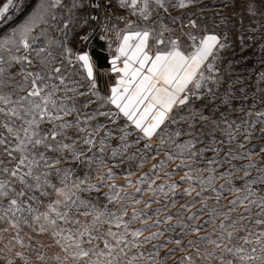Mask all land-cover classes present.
I'll return each mask as SVG.
<instances>
[{"label": "snow or ice", "instance_id": "6c2138e0", "mask_svg": "<svg viewBox=\"0 0 264 264\" xmlns=\"http://www.w3.org/2000/svg\"><path fill=\"white\" fill-rule=\"evenodd\" d=\"M207 10L0 0V264H264V0Z\"/></svg>", "mask_w": 264, "mask_h": 264}, {"label": "rangeland", "instance_id": "374dc122", "mask_svg": "<svg viewBox=\"0 0 264 264\" xmlns=\"http://www.w3.org/2000/svg\"><path fill=\"white\" fill-rule=\"evenodd\" d=\"M202 2L208 5V10H207V12L205 13L206 15L211 16V14H212L213 12L218 11V10L220 9L221 0H202ZM24 3H25V1L23 2V4H24ZM17 9H18V8H17ZM17 9H15V10L13 11V18H15V17H17V16L20 15V10H18L17 12H15ZM217 21H219V17H217ZM247 23H248V21H247V19H246V20H245V24L247 25ZM0 27H3V25H0ZM237 39H238V37H237ZM256 39H257V44H256L255 49H254V50H253V49H248L249 52H253V51H254L255 54L252 56L251 59H249V60L247 61V64L250 65V66L254 65L255 68H256V70L258 71V70H259V67H260V65H259V60L256 58V57L259 56V40H260V37H259L258 34H257V36H256ZM97 43H99V42L94 41V42L92 43V45H91L92 50L96 49V44H97ZM252 43H253L252 40H248V44H249V45H251ZM237 51L239 52L238 49H237ZM107 56H108V54H107ZM243 67H244V64L242 63V64L240 65V68L243 69ZM97 71H98L99 73H103V72L105 71V69H98V68H97ZM254 143H255V142H254ZM161 155H162V154H161ZM160 158H161V156H158V157H157V160H159ZM151 163H152V161H149V163L145 165L143 171H147V170L151 167ZM179 163H180V160H179V159L174 160V161L168 166V170L171 171V169L174 168V167H175L177 164H179ZM126 169H127V165H119V166L115 169L116 172L118 173V175L121 177V179L123 178V175L125 174ZM183 174H184L183 171H179V172L175 173V175H174L173 178H174V179H179V177L182 176ZM133 179H135V177H133ZM118 182H119V181H118ZM159 182H160V181H158V183H159ZM218 183H219V181H218ZM181 202H182V201H181ZM155 207H157V205L153 204V208H155ZM2 243H3V242H0V245H2Z\"/></svg>", "mask_w": 264, "mask_h": 264}, {"label": "trees", "instance_id": "16d2710c", "mask_svg": "<svg viewBox=\"0 0 264 264\" xmlns=\"http://www.w3.org/2000/svg\"><path fill=\"white\" fill-rule=\"evenodd\" d=\"M94 58L97 60L98 63V69H105L107 68V62H106V57L107 55L105 54L103 47H101V43L96 44V49L92 50Z\"/></svg>", "mask_w": 264, "mask_h": 264}, {"label": "crops", "instance_id": "0c3cea01", "mask_svg": "<svg viewBox=\"0 0 264 264\" xmlns=\"http://www.w3.org/2000/svg\"><path fill=\"white\" fill-rule=\"evenodd\" d=\"M25 0H18V2L20 3V4H23V2H24ZM19 10V8L15 11V12H17ZM106 69V68H105Z\"/></svg>", "mask_w": 264, "mask_h": 264}, {"label": "built area", "instance_id": "2783aa9c", "mask_svg": "<svg viewBox=\"0 0 264 264\" xmlns=\"http://www.w3.org/2000/svg\"><path fill=\"white\" fill-rule=\"evenodd\" d=\"M100 43H102V42H100ZM103 50H104L105 54L107 55L108 53H107L106 47H103Z\"/></svg>", "mask_w": 264, "mask_h": 264}]
</instances>
